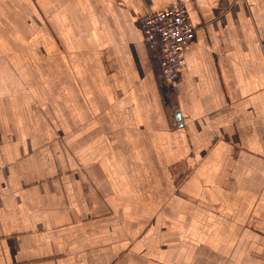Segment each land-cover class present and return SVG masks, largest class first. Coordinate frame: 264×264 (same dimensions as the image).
<instances>
[{"label": "crops", "instance_id": "crops-1", "mask_svg": "<svg viewBox=\"0 0 264 264\" xmlns=\"http://www.w3.org/2000/svg\"><path fill=\"white\" fill-rule=\"evenodd\" d=\"M0 264H264V0H0Z\"/></svg>", "mask_w": 264, "mask_h": 264}, {"label": "built area", "instance_id": "built-area-1", "mask_svg": "<svg viewBox=\"0 0 264 264\" xmlns=\"http://www.w3.org/2000/svg\"><path fill=\"white\" fill-rule=\"evenodd\" d=\"M145 43L158 51V77L172 91L184 68V54L195 40V27L186 6L174 3L158 12H147L139 21Z\"/></svg>", "mask_w": 264, "mask_h": 264}, {"label": "rangeland", "instance_id": "rangeland-1", "mask_svg": "<svg viewBox=\"0 0 264 264\" xmlns=\"http://www.w3.org/2000/svg\"><path fill=\"white\" fill-rule=\"evenodd\" d=\"M159 71V70H158Z\"/></svg>", "mask_w": 264, "mask_h": 264}]
</instances>
